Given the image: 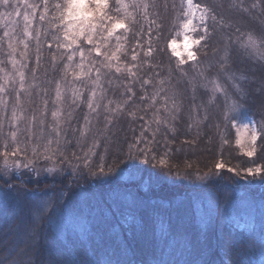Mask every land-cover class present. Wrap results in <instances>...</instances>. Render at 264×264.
Instances as JSON below:
<instances>
[{
  "label": "trees",
  "instance_id": "trees-1",
  "mask_svg": "<svg viewBox=\"0 0 264 264\" xmlns=\"http://www.w3.org/2000/svg\"><path fill=\"white\" fill-rule=\"evenodd\" d=\"M195 2L209 10L202 27L207 34L200 28L195 33V39L205 36L193 49L195 61L185 58L179 64L168 48L180 34L184 0H135L138 6L128 8L132 16L126 31L105 40L106 29H98L92 44L80 39L72 45L87 54L86 62L102 78L103 108L94 121L114 116L109 112L115 109L124 116L126 130L120 132L127 145H136V161L144 162L138 167L148 185L137 180L91 184L83 173L35 179L29 174L28 179L18 172L12 182L0 185V264H264V183L254 178L256 167L264 174V158L258 155L264 151V0ZM31 3L37 7L32 45L23 57L26 72L44 78L42 82L57 79L79 86L75 61L67 59L71 49L59 47L68 42L54 5L64 0H47L43 21L44 0ZM117 6L109 0L107 11L114 18L122 15ZM4 33L0 24L3 60ZM249 34L258 42L256 50L241 47ZM121 45L116 58L108 59ZM149 50L151 55H145ZM212 80L237 104L227 119L225 96L217 93L209 103ZM248 120L255 122L260 136L255 154L247 159L236 144L233 124ZM120 141L112 139L105 147L126 165L127 145ZM13 146L3 152L0 147V158ZM24 151L22 147L20 153ZM218 163L225 167L217 170ZM150 168L153 178L146 174ZM249 168L252 176L243 173ZM175 172L187 178L179 179ZM206 173H215V180L198 184V175ZM77 187L80 196H88L72 197ZM61 206L70 215L63 226L55 219V207ZM46 208H53L48 217Z\"/></svg>",
  "mask_w": 264,
  "mask_h": 264
},
{
  "label": "rangeland",
  "instance_id": "rangeland-1",
  "mask_svg": "<svg viewBox=\"0 0 264 264\" xmlns=\"http://www.w3.org/2000/svg\"><path fill=\"white\" fill-rule=\"evenodd\" d=\"M28 4H32L31 0H10L7 8L0 4V8H5V11L0 13V24L5 27V32L9 33V36H4L6 45V50L4 51L6 54L5 60H3L0 52V85L5 89L3 92H0V99L7 101L6 107L0 105V122L3 123V128L0 129V147L3 148L2 152L5 150V144H7V146L14 145L13 148L18 145L20 150L22 147L26 149L24 153L22 152L23 154L19 152L20 154L16 156L9 155L7 157V166H5V157L2 154L0 158V185L2 186V183L6 184L12 182L13 178L17 177L16 175H18V172H23L28 179H30V175L33 176L31 177L32 179H35L55 174L83 173L85 176H82V178L86 180L90 178L91 184L104 182L105 180H137L144 187L147 186L148 182L144 181L147 180V176H143V171L138 167L144 162L138 163V161H136V145L133 144L132 146L130 143L127 145V141L124 142L125 135L123 132H120V128L126 130V128H124L125 124L121 123L124 116L121 113L119 114L115 109L111 111L112 113L109 112V114H113L116 117L114 121L112 119L114 116L110 117L108 114L97 123L94 121V119L99 116V111L103 108L102 101L105 89L103 88L102 78H100L99 75L96 76V73L91 70L92 67L86 62L87 54L83 59L85 65L83 72L87 73V75H82L77 78L78 81H81L79 86L76 85L74 81H70L69 83L64 81L58 82L57 79L50 81L49 79L48 81L45 79L42 82L44 78L38 77L35 74H30L28 70L26 72V60L23 58L25 56L21 54L25 53L32 45H30L31 38L25 37L23 31L25 27L23 16L25 13L30 14L33 11L32 8L27 7ZM18 12L19 15H17ZM194 24L196 30L188 33L193 39H195L197 29H202L204 25L200 24L198 20L195 21ZM29 31L32 37V24ZM10 39H14V53H12L8 47ZM21 40L27 43V49L20 43ZM174 40H176L177 43H181L182 35L179 34ZM113 52H116V49H114ZM70 55H73L72 61H75L77 67V65L82 62L79 51L73 50V47H71ZM185 58L187 59L186 56L184 59ZM11 60L16 61L15 66H13ZM108 63L110 64V62ZM76 69L77 72H75V76L77 77L81 69L79 67ZM19 72H23L24 74L23 91L20 90ZM98 78L99 84L97 85L95 81H97ZM58 84L61 91L59 100L56 95ZM73 89L79 91V99L74 95ZM93 90L97 93L93 102L95 111L88 107V100ZM17 95H19V102H17ZM14 108L16 109L17 115H22L23 117L17 124L19 131L15 143H13L10 138V133L16 130L10 126V118ZM29 110L30 112L33 111L34 114L28 112ZM57 111L59 112V116L54 118L52 114ZM58 122L59 127L57 128ZM244 124L255 126L258 139L260 136L254 121L248 120L238 123L236 125V140L238 138L237 133L241 132L240 138L242 143L239 147L243 153L250 150L252 147L249 143L250 132L248 134H243L241 131L242 125ZM57 131H59V136L56 135ZM82 132L83 135H81ZM119 132L121 134H119ZM112 139L121 140V146H123V144L124 147L127 145L123 152L124 158H126V165L121 163L119 159L121 156H115L113 149H107V147H105V143L107 144ZM50 140L52 141L51 144H49ZM110 145L111 144L108 146ZM256 146L257 142L255 148ZM33 149H35V153ZM121 150H123V147ZM258 155L264 158V151H259ZM20 156L28 160L15 159V157ZM245 157L247 159L250 158L246 155ZM56 160L62 162L64 165L58 162L56 164ZM246 160L245 162H247ZM17 164H19V167L16 166ZM152 169L153 168H150V170L146 171V174L148 173L149 176L151 175V178H153L152 176L154 174ZM175 173L178 174L179 172ZM243 173L247 174V169ZM19 176L21 177L20 174ZM170 176L171 174L169 176L165 175L164 177L165 179H170ZM184 176L187 178V176L182 173L178 174L179 179H184ZM198 176L199 180L197 183L202 185L209 180H215L216 174L206 173ZM254 178H258V182L264 183V174L262 172L254 176ZM80 191L82 190L77 187V192L72 194V197L82 200L89 194L84 192V195L80 196ZM51 209L53 208H46L43 212V214L46 213L45 217H48V212ZM55 210L58 211L59 214L55 219H58L60 225L62 224L63 226L65 223H69L70 215L68 208H63L61 206L59 208L55 207ZM63 228L64 227H60V229Z\"/></svg>",
  "mask_w": 264,
  "mask_h": 264
},
{
  "label": "snow or ice",
  "instance_id": "snow-or-ice-1",
  "mask_svg": "<svg viewBox=\"0 0 264 264\" xmlns=\"http://www.w3.org/2000/svg\"><path fill=\"white\" fill-rule=\"evenodd\" d=\"M9 3H10V0H0V4H2L5 8L8 7ZM44 4H45V10L40 15L41 21L45 19V15L47 14V0H44ZM116 4L118 6L115 8V11L117 13H122V15L114 18L107 11L109 9V0H64L63 4L56 3L54 7L57 9L59 13L58 19L60 20V23L63 25V33H64L63 40L68 42L67 44L60 43L59 47L65 48L66 50H70L72 45H76L80 39H83L88 44H92L93 36L96 34L98 29H100L101 32L106 29L107 37H105V40L113 37V35L120 30L126 31L128 29L127 21L132 16V14L128 12V8L130 6H138V5H135V0H133L132 5L125 2V0H116ZM258 6H259L258 4H253L252 7L255 8ZM27 7L32 8L33 11L30 14L29 13L24 14L23 21H24L25 27L23 31H24L25 37L31 38V32L29 31V29L35 17V8L37 6L33 4H28ZM143 7L146 10L148 5L144 4ZM183 7H184L185 20L180 25V28L182 30L180 33V35H182V41L181 43H177L176 40H170L168 43V48L171 51V54L177 58L179 64L185 63V60H184L185 56L187 57L188 61L196 60V52L193 49L194 47L199 46L201 44V41L205 39V36L202 35L199 39H193L191 36L188 35V33L196 30V26L194 24L195 21L198 20L200 24H204L206 22L208 18V11H209L207 8L202 7L199 3L195 2V0H184ZM17 15H19V12L17 13ZM212 19L213 21L216 20L214 16L212 17ZM220 23H223V21H220ZM202 31L205 34H207L208 29L205 27L202 29ZM4 36L5 37L9 36V33L5 32ZM116 40L119 41L120 36H116ZM20 43L24 45L25 49H27L28 45L24 40H21ZM8 47L12 51V53L15 52L14 39L9 40ZM121 47L122 45L117 47L116 52H119ZM241 47L245 49L256 50L258 47V42L252 35L249 34L247 39L241 44ZM116 52H113L111 57H108V59L116 58ZM21 55L26 56V52L22 53ZM79 55L81 57L82 62L77 65V67L81 69V72L77 74V78H79L82 75H87V73L83 72V69L85 66L83 63L85 53L82 49L79 51ZM96 55L97 56L101 55L99 46L96 47ZM145 55H151V50L147 51ZM67 59L68 61H72L73 55H68ZM132 59L136 60L137 56L133 55ZM222 59L225 60V63L227 62L226 53H225V56L222 57ZM11 63L13 64V66H15L16 61L11 60ZM108 67H111V65H108ZM68 68H69V65L66 64L65 69L67 70ZM116 71L120 72L121 69L117 67ZM18 75L20 77V90L23 91L24 74L23 72H19ZM230 78L235 79V76L232 75L230 76ZM95 83L97 85L99 84V78L97 79V81H95ZM144 84H148V80H145ZM4 90L5 89L3 88V86L0 85V92H3ZM209 90L212 93V96L209 99L210 104L215 100L217 93L225 96L226 108H227V111L225 112L226 119L228 118V112L236 111V108H237L236 102L231 101L230 98L227 97V94L225 93L224 88L216 80L211 81V88ZM236 90L237 92L240 91L238 87L236 88ZM73 92L76 98L79 99V95H80L79 91L76 89H73ZM96 94L97 93L95 92V90H93L88 100V107L92 109L93 111H95V108H93V102H94V98ZM56 95H57V99L59 100L61 97V91H60L59 84L57 85ZM17 102H19V95H17ZM0 105L6 107L7 101L0 99ZM173 107H177V106L174 104ZM177 111H178V107H177ZM52 115L54 118H56L59 116V112L58 111L53 112ZM22 119H23L22 115L18 116L16 109L14 108L12 111L11 118H10V126L13 129H16L10 133V138L13 143L16 142L17 133L19 131V129L17 128V124ZM159 122L160 121L157 120V123ZM58 127H59V122L57 123V128ZM233 127H236V125L233 124ZM2 128H3V123L0 122V129ZM241 131L243 134H248L250 132L249 143L252 145V147L250 148V150L245 151L243 154L248 157H252L256 151L255 145L258 139L257 129L253 125L244 124L242 125ZM56 135L59 136V131L56 132ZM81 135H83V132L81 133ZM240 136H241V132H238L237 133L238 138L236 140L237 146H240L242 143ZM51 143L52 141L50 140L49 144ZM6 148H7V144H5V149ZM19 152H20V148L18 145L13 149L11 153H8L7 151H5L3 153L5 157V160H4L5 166L8 165L7 157L9 155L16 156L19 154ZM33 152L35 153V149H33ZM45 158H48V157H45ZM16 166L19 167V164H17ZM224 167L225 166L222 163H218L216 165L217 170H220ZM227 170L229 172L234 171L232 168H228ZM261 171L262 169L260 167L255 168V174L258 175L261 173ZM247 174L253 175V169L251 168L247 169Z\"/></svg>",
  "mask_w": 264,
  "mask_h": 264
}]
</instances>
